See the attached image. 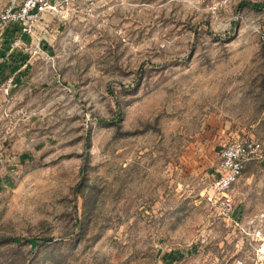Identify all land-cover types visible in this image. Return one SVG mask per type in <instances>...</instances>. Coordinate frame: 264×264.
Returning a JSON list of instances; mask_svg holds the SVG:
<instances>
[{"label": "rangeland", "instance_id": "rangeland-1", "mask_svg": "<svg viewBox=\"0 0 264 264\" xmlns=\"http://www.w3.org/2000/svg\"><path fill=\"white\" fill-rule=\"evenodd\" d=\"M74 6L0 46V264H264V158L207 200L219 148L264 153V0Z\"/></svg>", "mask_w": 264, "mask_h": 264}, {"label": "built area", "instance_id": "built-area-1", "mask_svg": "<svg viewBox=\"0 0 264 264\" xmlns=\"http://www.w3.org/2000/svg\"><path fill=\"white\" fill-rule=\"evenodd\" d=\"M77 0H8L0 10V46L6 43L8 53L35 42V51L41 49L40 29L50 18L61 15L68 18L76 10ZM35 37L37 41H35ZM35 52V53H36ZM15 79L9 76L0 82V95L9 94ZM220 158L217 174L212 181L207 200L212 203L225 219L233 218L235 202L229 192L241 175L244 165L251 159L264 158L263 142L251 137H239L217 150Z\"/></svg>", "mask_w": 264, "mask_h": 264}, {"label": "trees", "instance_id": "trees-1", "mask_svg": "<svg viewBox=\"0 0 264 264\" xmlns=\"http://www.w3.org/2000/svg\"><path fill=\"white\" fill-rule=\"evenodd\" d=\"M121 115H122V111L121 110H118L117 116L114 119H111L110 121H107V122L108 123L109 122H113L116 125H120L121 123H119V121H120Z\"/></svg>", "mask_w": 264, "mask_h": 264}, {"label": "water", "instance_id": "water-1", "mask_svg": "<svg viewBox=\"0 0 264 264\" xmlns=\"http://www.w3.org/2000/svg\"><path fill=\"white\" fill-rule=\"evenodd\" d=\"M49 240H52V238H49Z\"/></svg>", "mask_w": 264, "mask_h": 264}]
</instances>
